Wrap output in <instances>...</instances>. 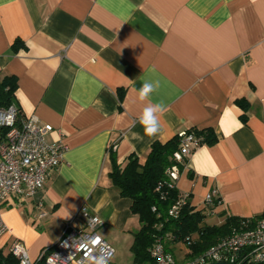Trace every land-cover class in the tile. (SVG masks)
Instances as JSON below:
<instances>
[{"label":"crops","instance_id":"obj_1","mask_svg":"<svg viewBox=\"0 0 264 264\" xmlns=\"http://www.w3.org/2000/svg\"><path fill=\"white\" fill-rule=\"evenodd\" d=\"M17 39L24 45L14 49ZM7 75L16 78L21 115L50 125L47 141L66 150L34 196L2 204L10 231L1 250L18 240L36 260L85 205L115 253L119 234L133 241L140 223L111 187L109 145L119 163L131 154L144 163L154 141L191 129L216 137L192 151L175 181L193 210L213 224L264 214V0H0V76ZM145 81L159 88L141 102ZM155 103L165 108L148 137L139 117ZM169 245L182 259L184 248Z\"/></svg>","mask_w":264,"mask_h":264},{"label":"built area","instance_id":"obj_2","mask_svg":"<svg viewBox=\"0 0 264 264\" xmlns=\"http://www.w3.org/2000/svg\"><path fill=\"white\" fill-rule=\"evenodd\" d=\"M50 132V125H40L33 116H22L14 104L0 108V238L10 231L2 219V204L11 197L21 202L34 196L62 161L66 145L61 140L47 141ZM179 136L181 141L174 159L183 163L200 143L193 133L185 131ZM179 172L177 164L167 169L170 187L175 186ZM187 198L181 194L168 214L176 217ZM37 206V218L42 219L46 212L41 203ZM205 206L212 213L210 198L205 200ZM101 223L96 214L82 205L72 219L65 221L61 237L43 249L36 260L29 258L18 240L10 244L9 252L17 264H101V261L108 264L114 250L98 233ZM167 242L174 243L175 237L162 233L150 247L149 254L155 264H264V217L243 219L229 234L189 259H177L165 249ZM193 243V236L185 238L188 252Z\"/></svg>","mask_w":264,"mask_h":264},{"label":"trees","instance_id":"obj_3","mask_svg":"<svg viewBox=\"0 0 264 264\" xmlns=\"http://www.w3.org/2000/svg\"><path fill=\"white\" fill-rule=\"evenodd\" d=\"M23 45L17 39L13 48L16 49ZM15 90L16 78L14 76H0V108L14 104L20 113L16 105ZM122 96L123 91H119V100ZM237 105L243 109L247 108V103L243 100H237ZM186 132L193 133L200 144H213L216 141L214 132L210 128L191 129ZM180 141L179 135L166 142L154 141L145 155L144 163H140L138 157L132 154L124 164L119 163L113 148L115 144L109 145L107 161L110 167L108 177L111 187L121 197L130 200V211L137 216L140 223L139 229L133 234L130 246L133 255L132 264H155L149 254V249L155 238L162 233L173 235L174 243H180L184 248L182 259H189L229 234L232 228L244 219L225 216L220 224H208L205 222V214L201 211H194L188 198L187 203L176 217L168 214L170 207L181 195L175 186H169L166 175L167 169L175 164L179 170L183 167V163H178L174 159V153L179 149ZM259 217H264V214L257 218ZM157 226L160 228L158 229ZM187 236L194 237V243L190 246L189 252L184 245ZM169 244L171 242L165 244V249L175 256ZM0 264H17V259L9 251L4 252L0 249Z\"/></svg>","mask_w":264,"mask_h":264},{"label":"clouds","instance_id":"obj_4","mask_svg":"<svg viewBox=\"0 0 264 264\" xmlns=\"http://www.w3.org/2000/svg\"><path fill=\"white\" fill-rule=\"evenodd\" d=\"M159 88V81H145L142 83L140 89L138 90V99L143 102L149 99L151 94ZM165 106L163 103H155L154 106L145 108L140 117L139 123L143 127L144 134L148 137H154L160 130V115L157 116L156 113H163ZM23 264V262H22ZM101 264H107V261H101Z\"/></svg>","mask_w":264,"mask_h":264},{"label":"rangeland","instance_id":"obj_5","mask_svg":"<svg viewBox=\"0 0 264 264\" xmlns=\"http://www.w3.org/2000/svg\"><path fill=\"white\" fill-rule=\"evenodd\" d=\"M208 224H213L214 221H206ZM118 247L115 249V253L113 258L108 264H132L133 262V255L130 250L131 241H132V234L129 232H125L123 234H119L117 237ZM178 247L181 249L183 246L180 243H177ZM4 252H8L9 248H4ZM175 256L180 257L178 253L175 251Z\"/></svg>","mask_w":264,"mask_h":264},{"label":"water","instance_id":"obj_6","mask_svg":"<svg viewBox=\"0 0 264 264\" xmlns=\"http://www.w3.org/2000/svg\"><path fill=\"white\" fill-rule=\"evenodd\" d=\"M213 264H224V263H213Z\"/></svg>","mask_w":264,"mask_h":264}]
</instances>
